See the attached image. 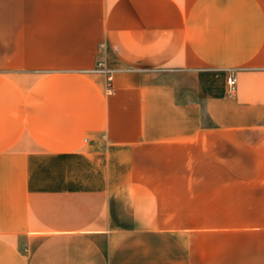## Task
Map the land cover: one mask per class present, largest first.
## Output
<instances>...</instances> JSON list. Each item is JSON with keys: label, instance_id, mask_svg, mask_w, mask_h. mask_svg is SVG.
I'll return each mask as SVG.
<instances>
[{"label": "crops", "instance_id": "obj_1", "mask_svg": "<svg viewBox=\"0 0 264 264\" xmlns=\"http://www.w3.org/2000/svg\"><path fill=\"white\" fill-rule=\"evenodd\" d=\"M0 264H264V0H0Z\"/></svg>", "mask_w": 264, "mask_h": 264}, {"label": "built area", "instance_id": "obj_2", "mask_svg": "<svg viewBox=\"0 0 264 264\" xmlns=\"http://www.w3.org/2000/svg\"><path fill=\"white\" fill-rule=\"evenodd\" d=\"M102 48H103V43H101L98 46V50L101 51ZM88 71L104 73L106 75V79H107V82H108L107 83V91H111V85H110V82H111V71L105 67V65L103 64L102 60H98L96 62V66L94 68L89 69ZM235 81H236V79H235L234 75H229L226 78V83H227L229 91H232L234 89Z\"/></svg>", "mask_w": 264, "mask_h": 264}]
</instances>
